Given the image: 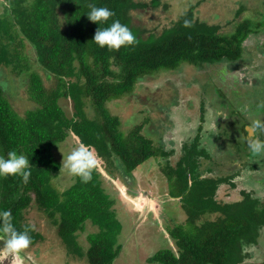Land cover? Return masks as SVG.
Listing matches in <instances>:
<instances>
[{
    "label": "trees",
    "instance_id": "16d2710c",
    "mask_svg": "<svg viewBox=\"0 0 264 264\" xmlns=\"http://www.w3.org/2000/svg\"><path fill=\"white\" fill-rule=\"evenodd\" d=\"M0 15V76L3 68L26 75V95L35 108L19 116L4 96L0 82V154L9 150L28 157L31 175L0 177V208L9 210L18 230L29 229L34 246L42 235L23 222L25 211L34 203L51 224L68 254L82 249L77 234L86 224L95 227L87 235L84 257L88 264H113L121 250L122 226L113 208L114 200L104 187V177L96 168L92 179L58 191L52 184L61 164L53 156L56 145L73 135L90 145L107 168L105 172L124 184L132 173L150 159L160 161L167 180L168 195L178 199L186 219L169 227L170 247L147 259L151 264H251L247 249L256 246L264 228V203L242 191L241 200L219 203L216 194L223 184L232 188L233 176H203L200 159L209 158L199 149L200 136L182 146L175 165H170L164 145L142 134V125L130 133L121 130L119 117L106 104L131 95L136 85L158 73L174 71L181 65L196 68L226 64L238 68L244 43L264 33V16L245 19L231 33L194 19L192 8L160 34L148 33L133 23L131 13L146 5L135 0H2ZM107 7L115 13L104 24L87 19L89 4ZM158 7V1H152ZM115 19L126 24L136 37L133 45L119 49L100 48L92 41L97 28ZM24 42L33 49L35 60L51 89L41 76L31 71L23 55ZM60 99L72 102L74 114L67 118ZM88 111L93 112L90 117ZM214 216L213 219L208 217ZM3 240V234H0Z\"/></svg>",
    "mask_w": 264,
    "mask_h": 264
},
{
    "label": "rangeland",
    "instance_id": "374dc122",
    "mask_svg": "<svg viewBox=\"0 0 264 264\" xmlns=\"http://www.w3.org/2000/svg\"><path fill=\"white\" fill-rule=\"evenodd\" d=\"M135 1L146 7L131 13L133 23L147 34H160L191 8L195 20L218 26L222 33H231L245 19L258 20L264 16V0H157V8L152 5L154 0ZM3 12L4 4L0 0V15ZM244 49L234 71H229L226 64L201 69L181 65L174 71L161 72L139 82L131 95L106 104L109 112L119 117L122 132L128 134L142 125V134L153 139L156 146L160 143L166 151H173L168 160L170 165L179 159L182 146L199 135V149H205L209 155L200 159L203 176L234 177L235 187L226 184L219 187L216 194L219 203L240 201L242 191L264 202V153L250 152L246 140L253 121L257 117L264 120V33L248 38ZM23 55L30 70L41 76L44 87L53 88L55 81L46 78L27 42ZM0 82L6 100L19 116L35 108L26 95L24 73L16 76L10 68H3ZM59 105L67 118L73 116L69 99H60ZM88 114L93 116L91 111ZM256 135L264 140V131L257 130ZM78 145V139L69 135L66 141L56 145L53 156L61 164ZM160 161L156 158L143 163L132 173L133 180L124 184L105 172L107 165L99 158L96 169L104 177V187L114 200L113 208L122 226L121 250L113 264H151L147 259L157 251L167 247L175 250L167 231L183 223L186 216L179 200L168 195ZM74 178L61 164L52 184L61 192L72 185ZM23 222L40 233L42 240L19 258L0 256V264H88L83 256L88 248L86 237L96 230L89 223L77 234L81 255L68 254L56 228L34 203L25 211ZM246 251V263L264 264V228L257 245Z\"/></svg>",
    "mask_w": 264,
    "mask_h": 264
},
{
    "label": "clouds",
    "instance_id": "9594fccd",
    "mask_svg": "<svg viewBox=\"0 0 264 264\" xmlns=\"http://www.w3.org/2000/svg\"><path fill=\"white\" fill-rule=\"evenodd\" d=\"M88 7L90 10L86 17L95 24H104L115 15L107 7H98L94 3L89 4ZM92 41L100 48L119 49L136 43V37L126 24L115 19L107 27L97 28ZM257 130L264 131V120L259 117L250 126L246 140L250 152L261 154L264 153V140L256 135ZM98 162L99 157L92 147L81 142L62 159L61 164L68 174L79 177L81 182L87 183L92 179V172ZM31 167L28 157L18 154L15 150H9L6 156L0 154V177L19 175L27 181L31 175ZM0 234H3L0 256L19 258L32 243L29 229L25 227L18 230L13 223L11 212L2 208H0Z\"/></svg>",
    "mask_w": 264,
    "mask_h": 264
},
{
    "label": "flooded vegetation",
    "instance_id": "af4514ba",
    "mask_svg": "<svg viewBox=\"0 0 264 264\" xmlns=\"http://www.w3.org/2000/svg\"><path fill=\"white\" fill-rule=\"evenodd\" d=\"M248 133V132H247ZM248 183H249V180H248ZM259 199V198H258ZM261 201V199H259ZM264 203V202H263ZM1 239V238H0ZM2 240V239H1Z\"/></svg>",
    "mask_w": 264,
    "mask_h": 264
}]
</instances>
